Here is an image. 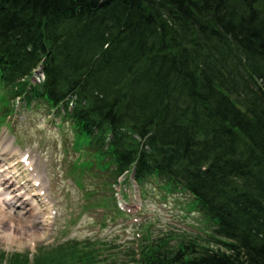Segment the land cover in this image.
Instances as JSON below:
<instances>
[{"label": "trees", "instance_id": "16d2710c", "mask_svg": "<svg viewBox=\"0 0 264 264\" xmlns=\"http://www.w3.org/2000/svg\"><path fill=\"white\" fill-rule=\"evenodd\" d=\"M0 84L61 113L116 179L190 193L216 245L145 244L138 264H264V0H0ZM104 245L0 264H98Z\"/></svg>", "mask_w": 264, "mask_h": 264}, {"label": "rangeland", "instance_id": "374dc122", "mask_svg": "<svg viewBox=\"0 0 264 264\" xmlns=\"http://www.w3.org/2000/svg\"><path fill=\"white\" fill-rule=\"evenodd\" d=\"M36 72L38 81L42 72ZM14 100L7 98L0 84V142L10 140L21 154H30L37 164L51 217L48 227L37 224L42 227L43 238L28 240L27 234L23 246L4 235L13 226L3 223L0 251L27 253L32 261L43 247L103 241L107 246L97 257L98 264H138L145 244L159 243L166 251L175 250L188 240L202 247L216 245L212 225L195 207L190 193L172 192L157 178L142 185L130 174L117 180L112 167L89 149L88 136L79 134L69 120L52 115L45 105ZM21 167L25 173L17 179L20 184L28 179L26 167ZM24 191L30 195L31 185ZM116 192L135 203L136 210L119 209ZM29 207L11 209L21 216L26 229L32 230L28 227L32 223Z\"/></svg>", "mask_w": 264, "mask_h": 264}, {"label": "bare ground", "instance_id": "6f19581e", "mask_svg": "<svg viewBox=\"0 0 264 264\" xmlns=\"http://www.w3.org/2000/svg\"><path fill=\"white\" fill-rule=\"evenodd\" d=\"M8 160L9 162H7ZM21 164L26 167L28 179L23 182V186L20 188L17 186L16 181L25 173ZM25 184L29 185L25 186ZM30 185L33 191L30 192V195H27L28 188L26 190L27 194L24 189ZM45 187L42 176L38 174L37 164L31 159L30 154H21L12 145L11 141L0 142V225L9 222L13 226L12 229L4 234L7 238L14 242H19L18 244L22 246L25 244L24 240L27 234L28 240L43 238V233L40 230L42 227L39 228L37 224L40 222L43 228L46 225L48 227L51 217L50 209L48 210L47 206L49 202L44 192ZM36 198H39L38 202L34 201ZM13 206L24 209L30 206L27 212L32 223L28 224V227H33L32 230H27L25 225L22 224L21 216L11 209Z\"/></svg>", "mask_w": 264, "mask_h": 264}]
</instances>
